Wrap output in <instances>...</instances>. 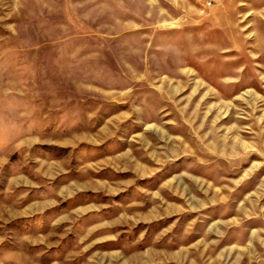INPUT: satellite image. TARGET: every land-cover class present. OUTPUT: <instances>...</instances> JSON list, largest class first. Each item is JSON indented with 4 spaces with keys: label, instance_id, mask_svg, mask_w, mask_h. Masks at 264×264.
Listing matches in <instances>:
<instances>
[{
    "label": "rangeland",
    "instance_id": "374dc122",
    "mask_svg": "<svg viewBox=\"0 0 264 264\" xmlns=\"http://www.w3.org/2000/svg\"><path fill=\"white\" fill-rule=\"evenodd\" d=\"M0 264H264V0H0Z\"/></svg>",
    "mask_w": 264,
    "mask_h": 264
}]
</instances>
